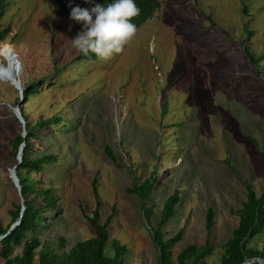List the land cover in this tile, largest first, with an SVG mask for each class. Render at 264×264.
Wrapping results in <instances>:
<instances>
[{
	"label": "rangeland",
	"instance_id": "374dc122",
	"mask_svg": "<svg viewBox=\"0 0 264 264\" xmlns=\"http://www.w3.org/2000/svg\"><path fill=\"white\" fill-rule=\"evenodd\" d=\"M158 1L153 16L108 60H75L71 39L82 24L70 14L77 6L90 9L87 0H60V8L55 0L7 1L0 19V29L9 26L0 42V66L7 69L0 73L3 224L11 204L22 203L9 174L8 141L24 134L11 110L19 96L13 83L49 77L24 104L31 124L55 112L67 117L61 132L37 130L40 149L33 156L58 157L30 175L40 180L36 187L48 185L56 195V208L46 210L44 225L33 234L40 244L57 247L63 238L61 251L92 236L77 202L91 211L95 178L101 219L115 205L108 235L127 247L124 264H155L151 230L175 189L180 200L161 227L163 238L182 231L171 248L173 262L186 244L208 239L212 252L204 262L219 264L221 244L245 200L244 184L256 195L264 189V0ZM150 174L153 190L145 203L153 213L146 222L138 198L125 189ZM208 207L213 224L207 233ZM263 242L264 228L247 246L261 248ZM20 250L15 246L12 255Z\"/></svg>",
	"mask_w": 264,
	"mask_h": 264
},
{
	"label": "trees",
	"instance_id": "16d2710c",
	"mask_svg": "<svg viewBox=\"0 0 264 264\" xmlns=\"http://www.w3.org/2000/svg\"><path fill=\"white\" fill-rule=\"evenodd\" d=\"M7 1L0 0V19L4 14ZM59 2L60 0H55L57 6ZM87 2L91 8L96 4L107 6L113 0H87ZM134 2L139 7L140 14L134 17L131 22L138 28L153 16L154 12L159 8V1L134 0ZM66 3L69 6L76 5L77 1ZM8 32L9 26L0 29V42L5 39ZM244 49H246L245 46ZM94 58L95 54L93 53H89L87 56L77 54L75 60H93ZM251 61L252 59L249 58V62ZM55 76L57 75H53L52 78ZM49 79V77H40L28 85H21L20 83L21 95L14 98L13 104H18L19 113L23 119L24 127L22 130L24 134L14 135L8 141V144L9 155L13 160L12 165H14L18 146L23 143L20 161L14 169L22 203H12L11 208L7 210L8 222L3 224L0 221V235H4L9 227L16 220H19L18 224L14 225L0 239V264H124L127 247L115 239H109L108 235V225L115 213V205L112 204L110 213L104 219H101L99 212L100 201L95 178L90 183L94 199L91 211L85 213L80 202H77L86 222L93 231L92 236L78 240L67 250L60 251L59 249L64 243L63 238L58 239L57 247H49L40 244L38 238L33 235L44 225L46 210H54L56 208V195L55 190L48 185L36 187V183L40 182V180H33L30 175L42 172L45 166L55 163L58 159L54 153H41L33 156L34 151L40 149L37 144V130L50 126L55 133L58 130L61 132V128L64 126L62 121L67 120V117L60 112H55L48 118H39L31 124L24 114V104L31 96L36 95L39 88L46 85ZM161 114H163L162 111ZM104 151L109 159L115 161L108 146H104ZM259 162L264 172V152L262 151L259 152ZM152 188L153 176L150 174L139 184L133 182L129 188L125 189L127 193L138 198L141 214L146 222H149L148 220L153 213V207L146 206L145 203L147 197L152 193ZM244 189L245 200L241 202L235 211L237 217L235 226L230 231L228 238L221 244L219 264H240L244 260L253 257L264 260V242L261 248L257 249L247 246L248 241L264 228V189L258 195L255 194L252 186L248 183L244 184ZM179 193V190L175 189L165 198L155 228L151 230L149 227L156 250L155 264H175L172 260L171 248L181 239L182 231L179 229L172 236L163 238L161 227L173 216L175 207L180 200ZM37 198L39 203L35 204V199ZM212 224L213 211L208 207L205 211L204 221V228L207 233ZM19 245L21 246L20 253L12 255L13 248ZM211 252L212 246L209 244L208 239H205L202 245L186 244L176 254V264H205L204 259ZM256 263L253 261L249 264Z\"/></svg>",
	"mask_w": 264,
	"mask_h": 264
},
{
	"label": "clouds",
	"instance_id": "9594fccd",
	"mask_svg": "<svg viewBox=\"0 0 264 264\" xmlns=\"http://www.w3.org/2000/svg\"><path fill=\"white\" fill-rule=\"evenodd\" d=\"M139 14L134 0H113L107 6L96 4L90 9L74 7L71 18L82 24V30L71 39V46L77 54L93 53L100 60H108L121 53L135 36L137 27L131 21ZM6 71L0 66V73Z\"/></svg>",
	"mask_w": 264,
	"mask_h": 264
},
{
	"label": "water",
	"instance_id": "95a60500",
	"mask_svg": "<svg viewBox=\"0 0 264 264\" xmlns=\"http://www.w3.org/2000/svg\"><path fill=\"white\" fill-rule=\"evenodd\" d=\"M16 88H18L20 91H21V88L19 86V81H17L16 83ZM21 93H19V97H20ZM20 101V100H19ZM11 110H12V113L14 115V117L17 119V121L23 126V119L22 117L20 116V113H19V109H18V104L14 105L11 107ZM22 147H23V143H21L19 146H18V149H17V153H16V156H15V160H16V163L14 165H12L10 168H9V174H10V178L12 180V182L14 183V185L16 186V188L18 189V192H19V185H18V182H17V177L15 175V172H14V169L16 167V164L20 161V157H21V152H22ZM18 221L19 220H16L10 227L9 229L6 231V233L4 235H0V239L2 237H4L8 231L10 229H12L14 227V225L18 224ZM257 262L259 264H264V260L261 259V258H248L246 260H244L242 263L240 264H249L251 262Z\"/></svg>",
	"mask_w": 264,
	"mask_h": 264
},
{
	"label": "bare ground",
	"instance_id": "6f19581e",
	"mask_svg": "<svg viewBox=\"0 0 264 264\" xmlns=\"http://www.w3.org/2000/svg\"><path fill=\"white\" fill-rule=\"evenodd\" d=\"M8 54V53H7ZM16 83H17V81H15V83H13L14 85H15V88H16ZM19 85H20V81H19Z\"/></svg>",
	"mask_w": 264,
	"mask_h": 264
}]
</instances>
